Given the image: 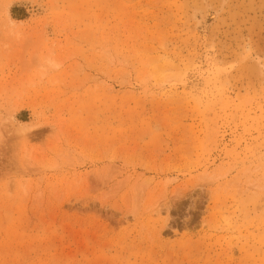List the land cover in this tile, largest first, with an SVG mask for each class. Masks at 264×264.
<instances>
[{
	"label": "rangeland",
	"instance_id": "obj_1",
	"mask_svg": "<svg viewBox=\"0 0 264 264\" xmlns=\"http://www.w3.org/2000/svg\"><path fill=\"white\" fill-rule=\"evenodd\" d=\"M0 264H264V0H0Z\"/></svg>",
	"mask_w": 264,
	"mask_h": 264
},
{
	"label": "bare ground",
	"instance_id": "obj_2",
	"mask_svg": "<svg viewBox=\"0 0 264 264\" xmlns=\"http://www.w3.org/2000/svg\"><path fill=\"white\" fill-rule=\"evenodd\" d=\"M227 1V0H226ZM212 21V20H211ZM29 129H32V131L31 132H34L35 130H36V126H31V128H29ZM28 140V139H27ZM208 172H209V169H206L205 170V172L203 173L204 175H206V174H208ZM153 183H155V182H152L151 181V183H148L147 185L148 186H151ZM154 185H156V184H154ZM159 185V184H158ZM159 214V213H158Z\"/></svg>",
	"mask_w": 264,
	"mask_h": 264
}]
</instances>
